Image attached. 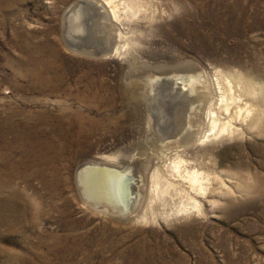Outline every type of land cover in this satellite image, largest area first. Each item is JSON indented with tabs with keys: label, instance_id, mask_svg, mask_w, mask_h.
Returning a JSON list of instances; mask_svg holds the SVG:
<instances>
[{
	"label": "rangeland",
	"instance_id": "obj_1",
	"mask_svg": "<svg viewBox=\"0 0 264 264\" xmlns=\"http://www.w3.org/2000/svg\"><path fill=\"white\" fill-rule=\"evenodd\" d=\"M132 3L140 10L133 13L121 5L113 27L102 26L89 35L79 25L81 16L94 11L93 0H25L11 10H0V118L20 107L46 108L58 116L68 106L70 117L76 111L85 118L76 146L82 149L75 156L73 148L68 150L64 158L68 180L63 186L55 185L62 195L46 194L49 203L65 200L70 219L78 221L77 229L61 225L58 216L45 210L38 224L42 237L59 228L64 234L85 235L82 254H69L68 263L77 257L79 264H264V0ZM67 10L83 15L78 21H67ZM11 15L16 17L2 22ZM48 41L62 47L58 61L66 65L71 94L30 90L25 78H18L23 87L16 89L12 80L14 63L45 49ZM193 72L206 80L197 93H186L164 77L151 81L154 88L147 87L150 76ZM202 90L210 94L204 92L205 96ZM76 95L85 102L80 104ZM250 102L258 103L253 113L247 112ZM212 116L220 118L218 126L230 125L224 134L211 127ZM78 129L77 124L69 128ZM7 134L12 133L7 129ZM0 148L8 152L0 158V264H19L18 257L33 264L27 249L41 236L30 227L22 238L18 235V187L30 188L27 192L32 195V188L44 186L32 173L28 181L18 179V145ZM128 158L135 159L134 214L123 217L86 204L77 180L81 166L89 160L123 166L121 162ZM195 174L203 187L187 179ZM177 189L189 203L185 210H178L181 199L173 195ZM190 196L201 206H194ZM144 211L150 213V220L138 219Z\"/></svg>",
	"mask_w": 264,
	"mask_h": 264
},
{
	"label": "bare ground",
	"instance_id": "obj_2",
	"mask_svg": "<svg viewBox=\"0 0 264 264\" xmlns=\"http://www.w3.org/2000/svg\"><path fill=\"white\" fill-rule=\"evenodd\" d=\"M23 1H25V0H0V10L3 11V10H6L8 8H10L9 10H11V9H13L14 6H16L17 3L19 4V3H22ZM94 3H95L94 11L86 12L84 14L83 19L81 16V21H80V25H79L81 27L84 26L83 30L85 29L88 32V35L90 33L93 34L97 29L99 30V28L102 26L108 25V26L113 27V25H115L114 21H117V19H119L120 11L123 8L127 9L128 11L129 10L133 11V13H136L138 10H140L139 5L132 3V0H120V1H117V0H93V4ZM121 5H123V8L121 7ZM97 8H99L101 12H97ZM87 9H89V8H87ZM124 12H126V11H124ZM100 13L102 15L101 19H99V17H98V16H100L99 15ZM80 15H83V13L81 14L79 12V10H77L75 12L67 10V13L65 14V16H66L65 20H67V21H69V20L78 21V17L80 19ZM14 17H16V16L11 15L8 18L2 19V22L3 23L4 22H10ZM105 22H107V24H105ZM77 30H79V29H77ZM96 32H98V31H96ZM69 43L71 46L76 45L75 42H73L74 44L71 42H69ZM23 48L26 49L27 47H23ZM44 48L45 49L40 50L37 53H29L26 57L22 58L20 60V62L14 63V66L12 65L13 66V75H11V76L13 78L12 79L13 82L16 85V89H22V87H23L22 84H20V82L17 81L18 78H25L26 80L29 81V89L30 90H38L41 93H45V94H49V95L50 94H54V95L57 94L58 95L61 92H66L69 94L73 93V90L70 87L71 83H69V81H68V73L66 71V65H64L63 63L58 61L59 60L58 58L60 57V55H62V47H61L60 43L48 41L45 43ZM82 48L83 47H81V49ZM44 52H47V53L49 52L50 56L49 57H43L42 54ZM10 63H11V61H10ZM190 69H191V67H190ZM196 72H198V71H196ZM200 74H198V73L195 74L193 72V73H177L176 75L169 74V75H165V76H162L160 74V75H157V78L150 76V77H147V81H148L147 87L149 88V90L152 89V87L154 88V84H152V82H153L152 80H154V79L159 80V79H162L164 77L165 80L171 79L172 84L173 83L179 84L181 86V88L183 90H185L186 93L193 94V93H197V91H199L200 89H203L201 87H203L202 86L203 83H206L204 76L200 75ZM221 77H223V76H221ZM205 78H206V76H205ZM216 78H217V75H216ZM4 79H5V77H4ZM218 79H219V75H218ZM222 80H221V82L224 83ZM225 81H226V79H225ZM1 82L2 81H0V85H1ZM212 82H214V81H212ZM221 82L217 81V85L218 84L220 85ZM166 83H167V81H166ZM222 85H224V84H222ZM159 86L160 85H158L157 87H159ZM207 86H209V85H207ZM171 87H169V88H171ZM205 88H206V86H205ZM163 89H164V87H163ZM215 89L216 88H214V90ZM220 89H221V86H220L219 90ZM225 89H226V87H225ZM165 90H167V89H165ZM161 91H162V89H161ZM226 91H224V92H226ZM202 92L203 93L205 92L206 94H210V91L207 92V91L202 90ZM205 93L203 95H205ZM166 95H168V94H166ZM169 95H170V93H169ZM200 96L202 97V95H200ZM205 96H207V95H205ZM222 96H223V94H222ZM224 96H226V95H224ZM75 97L80 104H83V102H85L81 95L80 96L76 95ZM197 98H198V96H197ZM154 99H156V98H154ZM203 99H204V97H203ZM219 100L221 102V99H219ZM164 101H165V99H164ZM206 101H208V99H206ZM222 101H224V98H222ZM231 101H232V98H231ZM220 102H219V104H221ZM251 102L249 103L248 108L244 105L248 110L247 112H249V113H251V112L253 113V111L255 109L257 110V106H258V105H256L258 103H255V102L251 103ZM169 104H171V103H169ZM206 104H208V103H206ZM213 104H212V106H213ZM245 104H248L247 101ZM151 106H153V104ZM217 106H218V103H217ZM186 107H187V105H186ZM222 107H224V106H222ZM10 108H9V110H10ZM224 108H226V107H224ZM66 109H67L66 113L58 114V116H53L51 114V112L48 111L46 108H43V109L37 108L36 109V108H32V107H20V108H18V111L12 110L11 116H9V117L6 116L7 118H4V117L0 118V145L4 144V145L9 146V148H14L15 146L18 145V179H24V178L28 179V177H29V176L27 177V175H29L28 173H32L33 176H36V177L38 176L41 178L43 186H44V188H32L33 192H34L32 195H31V193L27 192L30 188L18 187V235H20L22 238L26 229L30 227L31 229H33L32 233L38 232L37 234H39L41 236L40 241L37 244H35L33 246V248H29V249L26 248L31 255L28 260L32 261L33 264H55L53 262V258H54L53 256H56L58 258L59 264H79L80 258L78 259L77 257L80 256L84 250L83 245H84V241L86 239L85 235H83L79 232H75V233L72 232V233L64 234V233H61L58 231L59 229H61V228H59L58 230H55V232H52L51 234L45 235V236H48V238H46V237H42L44 235V232H42L43 230H41V228L38 226L39 221L42 220V217L44 215L45 210H47L48 214H50L51 216H58L60 219L61 225H69L73 228V230H76L77 226H78L77 220H71L70 219V212L68 211L65 200H63V202L61 201L62 203H59V201L58 202L54 201L53 203H49L48 202L49 199L47 200V195H46V194H49L53 198L59 197L60 195H62V190L59 189L60 187L56 188L55 185L63 186L68 180L67 177L64 176V173L69 169V165L66 164L65 160H64V158L66 157V153L68 152V150L73 148L72 156H75V154L77 155L79 153L80 149H82L81 147L77 148L76 146L79 145V143H80V138L82 136L83 124L85 122V118L82 115V113H79L76 111H74L73 116L70 117L69 112H72L71 111L72 108L70 106H68V107H66ZM167 109H168V107H167ZM205 109L206 108H204V110ZM189 110L191 111V108ZM214 110L212 111V109H211V111L213 112V115L215 114ZM227 110H229V105H228ZM230 110H231L230 112H232V108ZM170 111H171V109H170ZM222 111H219V112L221 113ZM158 112H160V111H158ZM183 112H184V110H183ZM154 113H156V112H154ZM179 115H181V113ZM16 116H18V118H17L18 120L15 119ZM216 116H218V115H216ZM216 116L210 117L212 119V121H209V122H212L211 127L213 129L218 127V130L217 129L216 130L219 133L222 132V134H224V131L228 130L230 125L228 126L227 123L223 122L221 124V126L220 125L218 126L217 122L220 123V120H219L220 118H218ZM233 116H234V114H233ZM250 116H251V114H250ZM153 117H154V114H153ZM225 117H227V116H225ZM242 117H243V115H242ZM154 118H156V117H154ZM158 118H159V115H158ZM174 118H175V116H174ZM169 120H170V118H169ZM237 120H238V118H237ZM182 122H180V123H182ZM191 122H194V121H191ZM171 123H172V121H171ZM185 123H186V121H185ZM75 124L78 125L79 129L76 132L70 131L69 128L74 126ZM204 125H205V123H204ZM233 125H235V124L233 123ZM254 126H256V125L254 124ZM154 127H156V125H154ZM233 127L234 126H232V128ZM7 129L12 133L11 136H9L7 134ZM232 130H234V128ZM165 131H166V129H165ZM194 133H195V131H194ZM199 134H202V133L199 132ZM174 135H175V132H174ZM189 135L190 134H188V137H189ZM195 136H196V134H195ZM185 137H187V136H185ZM160 140H161V138H160ZM186 140H188V139H186ZM207 140H209V139H207ZM204 141H206V140L204 139ZM190 142H191V139H190ZM11 150H13V149H11ZM164 151H166V150H164ZM7 153H6V151H4L0 148V158L6 157ZM140 159H142V158H140ZM134 161H135V159H133V158L132 159L131 158L125 159L121 162V164L123 166H114V165H110L108 163L106 164V162L93 161V160H89V161L85 162L81 166L80 170L77 173V178H78L77 180H78V185L80 187V191L82 193V196L84 197L86 204L91 205L92 207H94V209L95 208L103 209V210L110 212L111 214H115V215L118 214V215L123 216V217H130L131 215H133L135 212V208L137 206V200L134 197V196L138 195V194L136 195V193H137L136 187L137 186L135 185V187H134L135 179L132 182H130L129 184H128L127 180L131 175L134 176V170H135V162ZM182 162L183 161H181V163ZM185 162H184V165H185ZM104 163L108 166L107 167L103 166L102 164H104ZM0 169H2V167H0ZM194 172L196 173V170ZM9 174H10V172H9ZM185 174L188 175V171ZM204 175H206V174H204ZM10 176H12V175L10 174ZM30 176H32V175H30ZM187 179H190V181H192L194 184L199 185L200 187H203V185H204L196 174L189 176V178H187ZM205 180H206V178H205ZM207 181H208V179H207ZM193 183H191V184H193ZM0 186H2V184H0ZM195 186H193V187H195ZM174 190H176V189H174ZM197 192H198V190H197ZM173 195H177L181 199L180 200L181 205L178 209L179 211L185 210L186 207L189 206V203H186L187 200H184V194L181 192V190L177 189V192ZM188 200H192V197L191 196L188 197ZM194 201H195V204H193L194 206L195 205H199V207L201 206V204L196 199H194ZM196 208H197V206H196ZM201 209L202 208H200V210ZM194 213L196 216V212H194ZM137 216H138V219L141 221L148 220V219L150 220V218H152V217H150V213H147L146 211H144L142 213H138ZM47 240H49V241L51 240L50 241L51 243L49 242V244H47L46 243ZM45 246L47 248V251L44 250V248H43ZM71 253L75 254L77 257L74 261H72L71 263H68L67 262L68 255ZM24 261H25L24 257L23 258L18 257L19 264H25ZM135 263H138V262H135Z\"/></svg>",
	"mask_w": 264,
	"mask_h": 264
},
{
	"label": "water",
	"instance_id": "obj_3",
	"mask_svg": "<svg viewBox=\"0 0 264 264\" xmlns=\"http://www.w3.org/2000/svg\"><path fill=\"white\" fill-rule=\"evenodd\" d=\"M134 179H135L134 176L131 175V176L128 178V180H127L128 184H129L130 182H132Z\"/></svg>",
	"mask_w": 264,
	"mask_h": 264
}]
</instances>
